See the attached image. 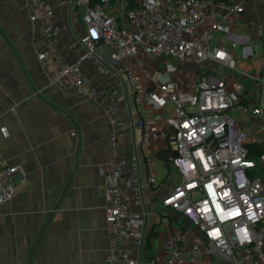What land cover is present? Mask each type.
Masks as SVG:
<instances>
[{
    "label": "crops",
    "instance_id": "obj_1",
    "mask_svg": "<svg viewBox=\"0 0 264 264\" xmlns=\"http://www.w3.org/2000/svg\"><path fill=\"white\" fill-rule=\"evenodd\" d=\"M45 1L54 8L58 51L70 63L84 51L83 8L72 0L60 6L57 0ZM227 1L241 2L243 11L231 17L227 33H213L211 44L234 57L236 70L210 60L192 64L163 54H139L140 63L134 60L131 66L141 84L156 93L152 99L136 104L134 90L125 82L124 94L116 98L125 108L123 114L131 122L136 143L141 133L135 124L139 119L152 118L166 132L153 142L157 185L147 184V168L140 158L147 241L138 246L131 239L125 240L140 264L164 258V241L176 229L202 238L182 214L161 204L175 176L167 159L172 129L165 123L172 113V103L158 93L157 85L192 91L196 78L204 73L238 79L242 91L234 116L247 131L248 144H257L260 155L264 154V113H253L254 107L264 103V0ZM131 2L134 5L136 0H112V5L123 9L132 6ZM40 42L39 23L29 18L28 0H0V167H18L14 175L16 193L0 205V264H27L43 225L28 264H105L109 236L103 169L109 159L108 138L113 130L107 107L114 99L108 93L82 97L67 83L51 82V71L37 58ZM111 53L103 48V63L120 65ZM81 71L85 82L94 88L110 90L118 85L115 71L102 74L91 59L83 60ZM130 145L124 139L120 153L127 154ZM137 151L141 157L145 153L140 142ZM255 171L264 174V162ZM124 173L130 174L128 164ZM129 210L142 217L143 209L130 204ZM188 257L186 254L182 264H230L206 252H201L195 262Z\"/></svg>",
    "mask_w": 264,
    "mask_h": 264
},
{
    "label": "built area",
    "instance_id": "obj_2",
    "mask_svg": "<svg viewBox=\"0 0 264 264\" xmlns=\"http://www.w3.org/2000/svg\"><path fill=\"white\" fill-rule=\"evenodd\" d=\"M28 2L29 18L40 28L37 58L51 71V82L67 83L82 97L108 93L114 99L107 107L113 130L108 138L109 159L103 169L109 236L105 264H140L125 246L126 239L138 246L147 241L140 158L147 168V184L157 185L153 142L166 136V132L152 118L137 120L135 124L141 128L137 143L145 150L141 157L131 122L116 98L124 94L125 82L132 86L136 104L152 99L156 93L141 84L131 66V61L139 62V54H163L192 64L210 60L236 70L234 57L226 49L212 45L211 40L215 32H228L231 17L239 16L243 5L227 0H136L134 5L119 9L112 0H72L83 8L86 35L82 38V55L69 63L58 51L59 28L53 22V6L45 0ZM64 3L57 0L59 6ZM104 47L112 50L110 57L120 65L103 63ZM85 59L95 62L102 74L115 71L118 85L110 90L88 85L81 71ZM167 88L157 85L158 93L172 103V113L165 123L172 129L167 159L175 182L162 196L161 204L182 214L202 233V238L176 229L164 241L165 257L151 259L147 264H182L186 254L190 262H195L201 252L230 264H264V174L255 171L264 162V154L258 159L249 156V135L233 113L240 100L241 82L204 73L196 78L192 91ZM253 113L261 116L264 103L254 107ZM124 139L131 143L127 154L119 151ZM127 164L129 175L124 173ZM17 171V166L0 167V205L14 197ZM130 204L143 209L142 217L130 212Z\"/></svg>",
    "mask_w": 264,
    "mask_h": 264
},
{
    "label": "trees",
    "instance_id": "obj_3",
    "mask_svg": "<svg viewBox=\"0 0 264 264\" xmlns=\"http://www.w3.org/2000/svg\"><path fill=\"white\" fill-rule=\"evenodd\" d=\"M130 5H132V2L130 3ZM247 146V149H248V153H249V156L252 157V158H255L256 156L260 155V149L259 147L257 146V144L255 143H249L246 145ZM250 172V175H253L254 172L253 171H249Z\"/></svg>",
    "mask_w": 264,
    "mask_h": 264
},
{
    "label": "water",
    "instance_id": "obj_4",
    "mask_svg": "<svg viewBox=\"0 0 264 264\" xmlns=\"http://www.w3.org/2000/svg\"><path fill=\"white\" fill-rule=\"evenodd\" d=\"M44 227H45V226L43 225L42 228L40 229V231L38 232V235H37L36 241H35L34 246H33V248H32V251H31V254H30L29 259H28V261H27V264H28L29 261H30L31 255L33 254V251H34V248H35V245H36L37 241L39 240V238H40V236H41V234H42V232H43Z\"/></svg>",
    "mask_w": 264,
    "mask_h": 264
}]
</instances>
